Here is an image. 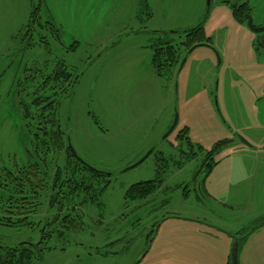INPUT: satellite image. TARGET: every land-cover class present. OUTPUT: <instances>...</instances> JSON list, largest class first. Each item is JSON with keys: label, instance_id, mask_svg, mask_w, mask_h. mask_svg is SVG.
<instances>
[{"label": "rangeland", "instance_id": "374dc122", "mask_svg": "<svg viewBox=\"0 0 264 264\" xmlns=\"http://www.w3.org/2000/svg\"><path fill=\"white\" fill-rule=\"evenodd\" d=\"M233 1L34 0L27 30L32 1L0 0V244L41 240L31 264H231L241 235L239 263L264 264V46ZM201 22L211 41L181 65ZM160 37L184 54L162 76ZM162 165L153 194L125 198Z\"/></svg>", "mask_w": 264, "mask_h": 264}, {"label": "trees", "instance_id": "16d2710c", "mask_svg": "<svg viewBox=\"0 0 264 264\" xmlns=\"http://www.w3.org/2000/svg\"><path fill=\"white\" fill-rule=\"evenodd\" d=\"M32 1V6H33V1ZM45 3V1H44ZM41 8V4H34L33 6V11L30 14V18H29V22L27 24V30L29 29L28 26L30 25V21L33 20L32 18L37 16L39 12V9ZM37 13V14H36ZM184 35H185V39L182 42V45L185 47H188L187 49H189V47H191L193 44L198 43V42H202V41H208L210 42L211 39L206 37V35L204 34V30H203V23H199L198 25H196L193 28L187 29L183 31ZM152 47V66L154 68L155 73L158 76H162V75H167L169 73L172 72L173 67H175L177 62H180V57L184 56V54L182 55V46L179 45V43H173L172 41H170L169 39H163L162 37L158 38L157 41L155 43H153L151 45ZM77 82V79L74 81V84ZM47 117H49L48 122L53 124L51 125L52 128L46 129L45 133L47 134V136L49 138H53L54 135H58V138L61 139L62 137V130H61V126L59 123V118L58 115L55 111H50L46 114ZM47 121V119H46ZM186 128V127H185ZM228 144L227 141L225 140H220L218 141V143L216 144V146L214 148H212L211 150L207 151V156L210 155H214L211 156V158L215 157L216 152L219 151L220 148L223 147V145ZM200 149L203 150L202 145H200ZM184 151V149H182ZM71 151H69L67 154H69ZM185 153V151H184ZM72 155V157H75L77 162L81 165H83L87 170L91 171L90 169H88L72 152L70 153ZM69 154V155H70ZM209 158V157H208ZM209 162H212L209 160ZM214 165H216V161L214 160L213 164H207V171H206V175L210 174L211 170L213 169ZM163 169L161 168V171H159L158 175L155 178H151V179H146V180H141L138 182H135L133 184L130 185V187L126 190L125 193V198L127 199H140V198H145L147 196H150L151 194L154 193V191L156 189H158L160 187V185L163 183V179H164V171L166 170V165H162ZM91 173L95 174V175H102L103 173H97V172H93L91 171ZM60 174H62V171L60 170ZM106 175V174H105ZM162 175V176H161ZM58 178L59 175L57 174V176L54 178V185L58 183ZM108 186V184L104 185L103 187H97L95 188V196L93 193V200H95L96 195L98 196V193L102 192L104 189H106ZM173 189H176V187H173ZM97 190V191H96ZM71 195L66 194V196H64L65 198H69ZM74 196V195H72ZM27 198H30V196H25ZM92 197H89V199H91ZM29 201V200H28ZM87 200L85 199L83 202H86ZM51 202H53L54 204V198L51 199ZM63 204V203H62ZM65 223H71L74 224V221L72 219H69L70 215L65 216ZM158 223V221L155 222L154 227L156 226V224ZM154 229L151 230V232L149 233V237H151V235L153 234ZM61 233V232H60ZM63 233V232H62ZM63 235V234H62ZM23 245V247H19L18 249L21 251L19 253H17V250L15 249H10V248H6L4 247L2 244H0V264H31L32 262V256H35L36 250L34 249V247L32 246V244H28ZM38 255V254H37Z\"/></svg>", "mask_w": 264, "mask_h": 264}, {"label": "water", "instance_id": "95a60500", "mask_svg": "<svg viewBox=\"0 0 264 264\" xmlns=\"http://www.w3.org/2000/svg\"><path fill=\"white\" fill-rule=\"evenodd\" d=\"M250 27L253 28V25L251 23H249ZM254 30H257V31H262L264 30V27L262 28H253ZM200 45H208V43H203V42H198L194 45H192L188 51L186 52L184 58L182 59V62H181V65H183L185 63V61L187 60V57L188 55L198 46ZM178 120H179V114L178 112L176 111L175 112V116H174V120L171 124V126L169 127L168 131L166 132L165 134V137L168 136L174 129L175 127L177 126V123H178ZM245 141V140H244ZM68 148L66 150V152L68 153L69 151H71L88 169H90L91 171L93 172H97V173H103V174H107V175H110L111 173L110 172H106V171H101L97 168H95L94 166H91L90 164L86 163L82 158L79 157V155L77 154V152L75 151L72 143H71V140L70 138L68 137ZM153 150H149L142 158H140L138 161H136L135 163L129 165L127 168H125V170H129L133 167H136L137 165H139L140 163H142L152 152ZM124 170V171H125ZM160 223V222H159ZM157 228V227H156ZM156 228L154 229V233L156 231ZM153 233V234H154ZM153 237H151L149 240H148V245L151 243V240H152ZM242 236L241 235H234V244H233V247H232V252H231V264H240L239 263V244H240V240H241ZM40 241L41 240H38L37 242H34V243H31L32 246L34 247V249L36 250L37 254L39 255L40 259L43 258V254H42V251H41V248H40Z\"/></svg>", "mask_w": 264, "mask_h": 264}, {"label": "flooded vegetation", "instance_id": "af4514ba", "mask_svg": "<svg viewBox=\"0 0 264 264\" xmlns=\"http://www.w3.org/2000/svg\"><path fill=\"white\" fill-rule=\"evenodd\" d=\"M223 1L229 2L230 0ZM232 9L235 18L244 24L253 34H256L259 44L264 46V30L257 31L253 29L264 27V0H234ZM249 23L253 25V28L250 27ZM187 29L190 28H184L182 31Z\"/></svg>", "mask_w": 264, "mask_h": 264}, {"label": "crops", "instance_id": "0c3cea01", "mask_svg": "<svg viewBox=\"0 0 264 264\" xmlns=\"http://www.w3.org/2000/svg\"><path fill=\"white\" fill-rule=\"evenodd\" d=\"M52 2V0H50Z\"/></svg>", "mask_w": 264, "mask_h": 264}]
</instances>
